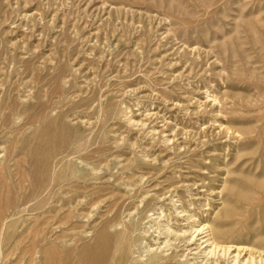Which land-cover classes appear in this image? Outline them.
<instances>
[{"label":"rangeland","instance_id":"374dc122","mask_svg":"<svg viewBox=\"0 0 264 264\" xmlns=\"http://www.w3.org/2000/svg\"><path fill=\"white\" fill-rule=\"evenodd\" d=\"M52 246L264 264V0H0V264Z\"/></svg>","mask_w":264,"mask_h":264},{"label":"bare ground","instance_id":"6f19581e","mask_svg":"<svg viewBox=\"0 0 264 264\" xmlns=\"http://www.w3.org/2000/svg\"><path fill=\"white\" fill-rule=\"evenodd\" d=\"M47 141H48V145L50 146L51 150H56L57 152L56 151L55 152L58 153V154H59V151L61 150L62 146L65 144V138H63L60 133H57V134H49ZM53 154H55V153H53ZM45 166H46V168H45ZM45 169H48V162L47 161L41 162L40 168L35 172L36 173V176H35L34 182L32 184L36 185V184H38L40 182V180H43V179L45 181L47 180V178H45V177L48 176V171H45ZM61 180H63V176H58V177H56L55 179L52 180L51 185H52V183L53 184L55 183V185H57L58 187H60V189L69 186V185H67L65 183L61 184ZM77 183L79 184V182H77ZM78 184L72 182V184H71L72 186H70L71 191H69V192H73L74 193V196H75V198H73V200L74 199H77V198H80L82 196L81 195V188H80V186H78ZM46 190H48V189L46 188L45 191ZM69 192H67V195L69 194ZM51 195H52V193H51ZM47 220H49V219H47ZM47 223H49V222H47ZM45 226H47V225H45ZM208 236H210V235H208ZM208 236H207V238H208ZM209 238H211V237H209ZM206 241H208V240H206ZM211 243H212V241L210 240V245H211ZM44 256L45 257H44V260H43V264H61V262L64 263V264H72L70 262V258H71L70 252H67V253L61 252L59 249H57V247H54V246L50 247L44 253ZM79 259H80V264H105V256H104V253L103 252H98V251H96V249H93V248H88L86 250H82L80 252ZM22 260L23 259L21 258V261ZM35 261H36V259H35Z\"/></svg>","mask_w":264,"mask_h":264}]
</instances>
